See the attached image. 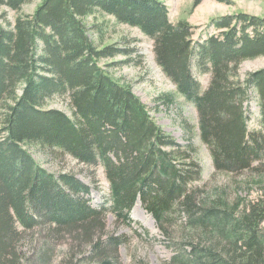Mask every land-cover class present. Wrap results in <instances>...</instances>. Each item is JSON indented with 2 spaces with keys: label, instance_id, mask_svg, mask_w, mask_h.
Here are the masks:
<instances>
[{
  "label": "trees",
  "instance_id": "obj_1",
  "mask_svg": "<svg viewBox=\"0 0 264 264\" xmlns=\"http://www.w3.org/2000/svg\"><path fill=\"white\" fill-rule=\"evenodd\" d=\"M32 1L0 0V7L20 10ZM96 13L153 40L158 64L197 107L201 139L217 170L239 173L264 157V67L244 80L239 73L242 62L264 56V16L211 17L215 32L196 43L191 23H173L165 0H42L13 26L0 22V264H56L63 241L70 260L120 264L125 238L108 233L106 219L111 212L132 224L138 199L165 231L172 213L186 216L172 264H264V186L247 203L197 199L188 187L199 165L181 168L182 145L101 64L125 51L93 41L86 20ZM195 69L211 74L206 90ZM254 92L263 130L250 132L246 103ZM54 97L68 98L73 115L49 107ZM31 143L102 166L109 207L95 208L91 187L74 174L42 167Z\"/></svg>",
  "mask_w": 264,
  "mask_h": 264
},
{
  "label": "rangeland",
  "instance_id": "obj_2",
  "mask_svg": "<svg viewBox=\"0 0 264 264\" xmlns=\"http://www.w3.org/2000/svg\"><path fill=\"white\" fill-rule=\"evenodd\" d=\"M41 1L24 4L20 10L0 7V22L5 26H13L18 16L32 14ZM165 2L173 23L177 24L183 19L191 23L196 43L215 32L208 27L211 17L239 11L264 16V0H203L197 6H193L194 0ZM86 22L94 42L99 45L113 44L125 51L114 58L105 59L101 64L114 78L128 83L147 105L155 121L182 145L185 152L177 154L181 168L190 169L193 162L199 165L201 172L198 176L192 174L188 187L195 192L197 199L206 195L225 196L230 201L244 199L245 203L257 199L264 186V157L255 162L252 168L239 173L216 169L212 153L201 139L197 107L178 92L175 83L158 64L153 40L137 27L120 23L111 15L96 13L89 16ZM263 67L264 56L245 60L240 65L241 79L244 80L249 72ZM194 73L203 90H206L211 82V74L200 73L196 69ZM48 106L58 108L69 116L73 115L70 101L66 97H54ZM246 115L250 132L263 130L255 92L246 103ZM28 149L49 172L56 175L72 173L89 185L92 191L91 204L95 208L109 207L110 183L102 166H88L59 149L45 148L38 143H31ZM172 214L165 231L158 226L140 199L131 211L132 224L117 221L115 215L109 212L106 219L108 233L125 238L118 251L120 264H172V258L183 243L182 237L186 232V216L182 212ZM68 249L69 245L65 241L56 246V264L69 261L85 263L80 262L78 257L74 261L70 260ZM74 253H78V250Z\"/></svg>",
  "mask_w": 264,
  "mask_h": 264
}]
</instances>
